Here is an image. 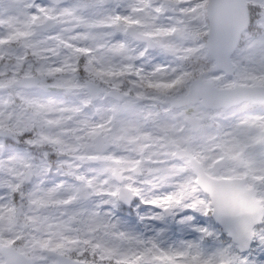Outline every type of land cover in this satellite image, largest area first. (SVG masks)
<instances>
[{"label":"clouds","instance_id":"clouds-1","mask_svg":"<svg viewBox=\"0 0 264 264\" xmlns=\"http://www.w3.org/2000/svg\"><path fill=\"white\" fill-rule=\"evenodd\" d=\"M0 264H264V0H0Z\"/></svg>","mask_w":264,"mask_h":264},{"label":"snow or ice","instance_id":"snow-or-ice-1","mask_svg":"<svg viewBox=\"0 0 264 264\" xmlns=\"http://www.w3.org/2000/svg\"><path fill=\"white\" fill-rule=\"evenodd\" d=\"M118 21H119V18H117V20H116V21H113V22L116 23V22H118ZM125 21H126L127 23H133V21H131L130 18H125ZM167 258L171 259V257H167Z\"/></svg>","mask_w":264,"mask_h":264}]
</instances>
